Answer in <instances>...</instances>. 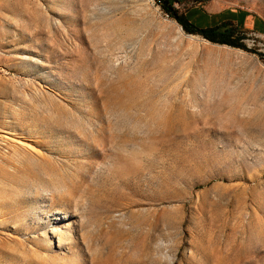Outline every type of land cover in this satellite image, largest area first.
I'll use <instances>...</instances> for the list:
<instances>
[{"label": "rangeland", "instance_id": "374dc122", "mask_svg": "<svg viewBox=\"0 0 264 264\" xmlns=\"http://www.w3.org/2000/svg\"><path fill=\"white\" fill-rule=\"evenodd\" d=\"M0 264H264V0H0Z\"/></svg>", "mask_w": 264, "mask_h": 264}, {"label": "trees", "instance_id": "16d2710c", "mask_svg": "<svg viewBox=\"0 0 264 264\" xmlns=\"http://www.w3.org/2000/svg\"><path fill=\"white\" fill-rule=\"evenodd\" d=\"M166 10L169 13H173V17L187 33L200 34L213 43H219L248 50L246 45L242 42L244 39L243 35H239L240 33H238L232 23L225 22L214 27L200 28L190 22L189 19L184 15H179L176 12L174 13L171 6H166Z\"/></svg>", "mask_w": 264, "mask_h": 264}]
</instances>
